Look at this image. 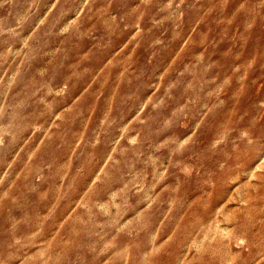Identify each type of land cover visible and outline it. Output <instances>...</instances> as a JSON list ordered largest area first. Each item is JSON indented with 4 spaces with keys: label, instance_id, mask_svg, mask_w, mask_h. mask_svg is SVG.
Wrapping results in <instances>:
<instances>
[{
    "label": "rangeland",
    "instance_id": "rangeland-1",
    "mask_svg": "<svg viewBox=\"0 0 264 264\" xmlns=\"http://www.w3.org/2000/svg\"><path fill=\"white\" fill-rule=\"evenodd\" d=\"M0 264H264V0H0Z\"/></svg>",
    "mask_w": 264,
    "mask_h": 264
}]
</instances>
